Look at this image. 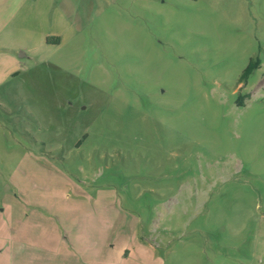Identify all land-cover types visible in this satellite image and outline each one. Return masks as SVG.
Wrapping results in <instances>:
<instances>
[{"label": "rangeland", "instance_id": "rangeland-1", "mask_svg": "<svg viewBox=\"0 0 264 264\" xmlns=\"http://www.w3.org/2000/svg\"><path fill=\"white\" fill-rule=\"evenodd\" d=\"M74 245L264 264V0H0V264Z\"/></svg>", "mask_w": 264, "mask_h": 264}, {"label": "crops", "instance_id": "crops-1", "mask_svg": "<svg viewBox=\"0 0 264 264\" xmlns=\"http://www.w3.org/2000/svg\"><path fill=\"white\" fill-rule=\"evenodd\" d=\"M49 44H53V45H60L61 44V40H60V38H57L56 40H55V42L54 43H49ZM260 68V67H259ZM258 68V69H259ZM81 146V143L79 144V147ZM85 201H86V199H85ZM86 208V207H85ZM54 213H53V215L54 216H56V215H58V217H59V221L61 220V219H63V221L64 220H66V221H68V223H72V220H70V219H68V216H69V212L70 211H65V210H61V211H59V212H61V215H63V218L60 216V214H58V211H53ZM76 214H77V216L78 217H80L81 219H83V220H85V221H87V220H89V217H87V214H88V210L87 209H82V210H80V211H76L75 212ZM57 217V216H56ZM57 217V218H58ZM61 222V221H60ZM62 224V226L64 227V225H63V223H61ZM113 229V228H112ZM77 245H74V247L76 248V250H74V252H77L78 253V255H76L78 258L76 259V260H78V261H80L81 263H83V264H91L92 262H93V264H97L95 261H94V258L96 257V258H98V253H97V250H95L94 251V254H92L93 255V261H91L88 257H84L81 253L83 252L82 250H80V247H76ZM95 246H97V243H95ZM103 248H105V246H103ZM86 252V251H85ZM70 253H72V252H68L67 254L68 255H70ZM100 253V252H99ZM95 256V257H94ZM96 260V259H95ZM100 261L101 262H105V259L104 258H100Z\"/></svg>", "mask_w": 264, "mask_h": 264}, {"label": "trees", "instance_id": "trees-1", "mask_svg": "<svg viewBox=\"0 0 264 264\" xmlns=\"http://www.w3.org/2000/svg\"><path fill=\"white\" fill-rule=\"evenodd\" d=\"M49 42V40H48ZM260 67V61L259 59L257 60H252L248 67L246 68L242 80H247L258 68Z\"/></svg>", "mask_w": 264, "mask_h": 264}]
</instances>
